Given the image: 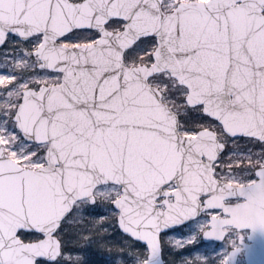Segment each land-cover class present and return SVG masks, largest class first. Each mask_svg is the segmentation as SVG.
<instances>
[{
  "label": "snow or ice",
  "instance_id": "obj_1",
  "mask_svg": "<svg viewBox=\"0 0 264 264\" xmlns=\"http://www.w3.org/2000/svg\"><path fill=\"white\" fill-rule=\"evenodd\" d=\"M249 228L264 0H0V264H229Z\"/></svg>",
  "mask_w": 264,
  "mask_h": 264
},
{
  "label": "flooded vegetation",
  "instance_id": "obj_2",
  "mask_svg": "<svg viewBox=\"0 0 264 264\" xmlns=\"http://www.w3.org/2000/svg\"><path fill=\"white\" fill-rule=\"evenodd\" d=\"M250 235L251 238H249ZM235 246L239 248V251L233 255L235 256L234 264H248L247 257L251 258L252 264H264V233L259 230L253 232L250 228L246 229L243 233V240L237 239ZM213 250L216 253L231 252L232 246L218 239L213 245Z\"/></svg>",
  "mask_w": 264,
  "mask_h": 264
},
{
  "label": "water",
  "instance_id": "obj_3",
  "mask_svg": "<svg viewBox=\"0 0 264 264\" xmlns=\"http://www.w3.org/2000/svg\"><path fill=\"white\" fill-rule=\"evenodd\" d=\"M250 238H251V235H250ZM234 262H235V256H232V258L229 261V264H234ZM247 262L248 264H252L250 257H247Z\"/></svg>",
  "mask_w": 264,
  "mask_h": 264
},
{
  "label": "rangeland",
  "instance_id": "obj_4",
  "mask_svg": "<svg viewBox=\"0 0 264 264\" xmlns=\"http://www.w3.org/2000/svg\"><path fill=\"white\" fill-rule=\"evenodd\" d=\"M197 250H200V249H197Z\"/></svg>",
  "mask_w": 264,
  "mask_h": 264
}]
</instances>
